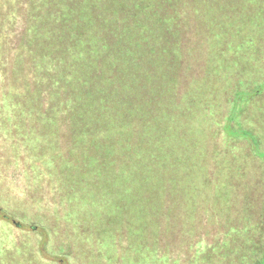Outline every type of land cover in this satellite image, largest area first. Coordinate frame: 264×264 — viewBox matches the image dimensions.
I'll return each mask as SVG.
<instances>
[{
	"label": "trees",
	"instance_id": "16d2710c",
	"mask_svg": "<svg viewBox=\"0 0 264 264\" xmlns=\"http://www.w3.org/2000/svg\"><path fill=\"white\" fill-rule=\"evenodd\" d=\"M261 77L264 0H0V264L253 262L222 131L255 93L237 118L264 140Z\"/></svg>",
	"mask_w": 264,
	"mask_h": 264
},
{
	"label": "rangeland",
	"instance_id": "374dc122",
	"mask_svg": "<svg viewBox=\"0 0 264 264\" xmlns=\"http://www.w3.org/2000/svg\"><path fill=\"white\" fill-rule=\"evenodd\" d=\"M258 85H260L259 91H261L264 88V77L260 78ZM255 91L257 92L258 88H256ZM249 93L250 92H242L241 96H244L243 100H238V98H236L238 96L236 92L232 96L234 97L233 102L235 103L240 102L242 104L240 105L239 109H237L238 105L234 104V108L232 110L233 111L232 117L228 119L227 123H224L225 125H223L222 132L224 135L223 138L225 139V143H224L225 146L228 145L229 146L228 148H230L231 146L233 150L232 153H236L238 151L237 154L239 155V158L241 160L239 162L237 161L241 165V166L239 165L238 168L241 169L244 175L246 176L249 175L250 178H253L255 187H258L255 191H252V199H255V201L250 200V202H252V206L255 207L253 212L258 213L256 217L258 218L260 217V221L262 220L264 221V140L261 139V143H260V141L256 139V136L252 134L250 129L247 130L246 128H244L239 118H237V114L242 115L244 113V110H241V108L247 107V109L249 110V99H251L252 95H255V93H250V94ZM261 104L262 103H260V106ZM263 110H264V102L262 104V107L259 108V111L257 112V116L256 115L253 116L254 120L256 121L251 122V128H255V129L258 127L261 128V133H262L261 138L264 135V111ZM240 139H246L249 141L250 143L249 148L253 151L254 157L256 158L249 157L250 150L248 149L247 145L242 144V146H240V142H239ZM224 144L222 143L221 146L223 147ZM213 145H214V148L217 146L215 143H213ZM230 159H231V156H230ZM231 166H232L231 169H234L236 167L235 165H231ZM240 183L238 181H233V184L231 187L232 197L229 199H225V202L223 201L224 204L219 205V206H222L224 207V209L230 210L232 212L233 207L238 203V201L241 200V203L243 202L241 194L243 195V193L247 191V187H245L244 183H241V186H239ZM242 212L243 211L239 212L240 213L239 215L245 216V213L244 212L242 213ZM247 213H249V211ZM104 220L105 218L103 217L102 220L100 221L99 228L93 231V232L100 233L102 238H103V234H105L104 231H106L105 230L106 223ZM87 228H86V234H89L90 232H92V229H90L89 227ZM38 232H39L38 235L33 234V232H32V236L27 234V236L23 238L25 239L23 243L27 246L30 245L31 243L35 245L36 247L40 248L41 249L40 255L44 258L51 260V257L53 254H52V251L50 250L51 248L50 237L48 236V233H44L42 230H38ZM132 237H135V236H132ZM127 251L128 253L132 251L131 245L129 248H125L123 250V252L125 253ZM23 260L25 261L24 258ZM55 260L60 261L58 258H55ZM88 260L91 261L92 259L88 257ZM253 260L254 261L251 262L250 264H264V239H262L261 241V248H258V251L254 252ZM101 264L103 263L101 262Z\"/></svg>",
	"mask_w": 264,
	"mask_h": 264
}]
</instances>
